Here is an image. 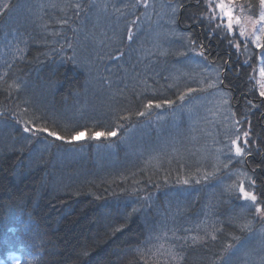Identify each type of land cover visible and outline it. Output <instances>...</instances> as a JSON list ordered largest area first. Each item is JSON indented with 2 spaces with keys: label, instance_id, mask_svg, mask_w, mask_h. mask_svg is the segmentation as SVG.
Masks as SVG:
<instances>
[{
  "label": "trees",
  "instance_id": "obj_1",
  "mask_svg": "<svg viewBox=\"0 0 264 264\" xmlns=\"http://www.w3.org/2000/svg\"><path fill=\"white\" fill-rule=\"evenodd\" d=\"M152 1L0 9V264H264V218L238 195L264 208L252 64L201 0ZM44 116L86 137L23 131Z\"/></svg>",
  "mask_w": 264,
  "mask_h": 264
},
{
  "label": "rangeland",
  "instance_id": "obj_2",
  "mask_svg": "<svg viewBox=\"0 0 264 264\" xmlns=\"http://www.w3.org/2000/svg\"><path fill=\"white\" fill-rule=\"evenodd\" d=\"M149 0H141L142 5L148 3ZM152 1V0H150ZM202 1V15L204 18L209 19L212 23L214 22L217 25L224 26L227 23V19H220L219 10L216 9L214 11L213 7H209V0H201ZM227 2V0H226ZM154 3V1H152ZM213 5L219 3V0H212ZM249 2H242L241 0H235V3L232 4L233 15L239 19V23L237 24L233 21V30L231 32H226L230 37L229 42L233 45V48L240 52L243 56H247V60L252 64V73L254 75V79L257 83V88L259 89L260 95L261 92L264 91V75L261 74L262 70H264V48L257 47V37H260L261 43H264V32L261 31L264 28V20H261V13L264 12V4L261 3L258 10L253 6V12L256 16H253L248 8L251 4ZM241 30L244 32V35H240ZM239 45L237 48L236 45ZM254 58L256 61L253 62L251 59ZM219 90V89H218ZM220 99L224 96L225 92L219 90ZM261 97H264L261 95ZM219 99V100H220ZM217 100V98H216ZM227 99H223L225 101ZM230 103V102H229ZM221 111L219 110V115ZM231 117V116H230ZM224 125L228 126L229 120L228 117L223 118ZM228 121V122H227ZM238 126L242 127L241 132L247 131V123L246 120L240 118ZM81 137L80 139L85 138ZM234 154L236 152L234 151ZM237 155V154H236ZM238 156V155H237ZM261 208H263L260 204H258ZM257 215L260 218H264V212H257Z\"/></svg>",
  "mask_w": 264,
  "mask_h": 264
},
{
  "label": "snow or ice",
  "instance_id": "obj_3",
  "mask_svg": "<svg viewBox=\"0 0 264 264\" xmlns=\"http://www.w3.org/2000/svg\"><path fill=\"white\" fill-rule=\"evenodd\" d=\"M235 3V0H219V3H216L213 5L212 0H209V7H213L214 11L216 9L219 10L220 13V19H227V23L223 26L224 30L231 32L233 30V21H235L237 24L239 23V19L237 17H234L233 15V9H232V4ZM261 3L264 4V0H261ZM12 5L10 4V0H4L3 4H0V9H5L10 11L11 10ZM77 8H80V5H76ZM261 20H264V12L261 13ZM217 27H219V25H217ZM262 32H264V28L261 29ZM240 35H244V32L241 30ZM130 40L132 39L131 35H129L128 37ZM257 47H261L264 48V43H261V39L260 37H257ZM190 43H195L194 41L190 40ZM201 48H203V45L200 46ZM236 47L238 48L239 45L237 44ZM201 56H204V52L201 51L200 52ZM262 75H264V70H262L261 72ZM195 91V89L189 88L188 92H193ZM261 95L264 96V91L261 92ZM180 99L183 100L184 96H180ZM165 103L171 104L173 103L172 101H165ZM157 108L161 107V104H156L155 105ZM146 109H151L153 107V103L151 101H149L147 103V105H145ZM138 115H145L144 112H140L138 113ZM41 117H36V120H40ZM45 123L44 124H32V121H28V124H32V127H28L27 125L24 127L23 131L26 133H32L33 136H39L40 134H46V137H44L45 139L47 137H52L55 140H59V141H63L65 143H72L74 141H78L81 137L85 136V133L88 131L87 128H85L84 130H80V131H72L70 135H60L57 131L55 130H50V128L47 126V121L48 120H52L53 124H55V118L54 116H44L43 117ZM65 130L67 131V127H65ZM117 135V131L116 130H109V131H93L91 133V136L89 137L90 139H99L100 137H105V138H110V137H114ZM249 133L247 131H245L243 133V137L245 138L243 140V143L245 146H247L248 144V140L246 139L248 137ZM240 140V136L237 135L236 140H233V144L236 145L235 147V152L237 155L243 157L249 153H246L244 151L243 148H241L239 146V144L237 143V141ZM250 184H252L254 186L255 181H249ZM238 195L243 198L246 201H249L252 205L256 206V211L258 213L260 212H264V208H261L258 204H257V196L249 191H246L243 185H240L238 187ZM27 227V225H26ZM244 227H249L248 225H245Z\"/></svg>",
  "mask_w": 264,
  "mask_h": 264
}]
</instances>
